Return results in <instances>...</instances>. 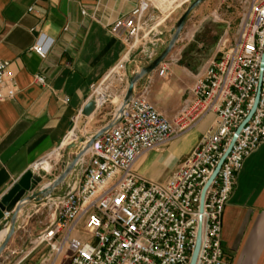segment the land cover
Segmentation results:
<instances>
[{
    "label": "built area",
    "instance_id": "obj_1",
    "mask_svg": "<svg viewBox=\"0 0 264 264\" xmlns=\"http://www.w3.org/2000/svg\"><path fill=\"white\" fill-rule=\"evenodd\" d=\"M195 1L140 0L111 26V34L128 47V52L99 82L90 85L89 100L95 103L96 114L118 98L109 122L115 124L78 162L73 174L83 171V178L73 185L67 180V191L61 195L55 192L34 208L36 215L43 208L49 210L40 219L42 230L32 242L35 247L51 248L53 257L46 264H190L200 229L196 264H227L224 211L245 160L264 143V0H240L233 40L225 39L220 56L194 77L172 119L150 102L149 77L147 84L136 85L132 99L124 104L131 56L139 57L142 68L152 62L158 48L167 44L168 26L173 27L182 17L174 21L175 15H183ZM52 44L42 37L32 51L45 58ZM179 61L177 56H168L156 69L157 76L168 78L171 67ZM34 81L45 85L42 76H35ZM258 92L256 110L206 190L201 212L202 192L236 130L253 109ZM16 93L9 63L0 60V103L14 99ZM209 115L215 116L213 123L165 182L148 180L135 171L145 154L165 147ZM81 116L73 119L72 129ZM70 133L58 148L32 166L34 175L44 177L48 165L58 164L56 159L64 156ZM10 218L11 213H5V228L10 227Z\"/></svg>",
    "mask_w": 264,
    "mask_h": 264
},
{
    "label": "crops",
    "instance_id": "obj_2",
    "mask_svg": "<svg viewBox=\"0 0 264 264\" xmlns=\"http://www.w3.org/2000/svg\"><path fill=\"white\" fill-rule=\"evenodd\" d=\"M139 1L0 0V60L9 63L17 86L15 98L0 103V199L36 162L62 144L73 119L89 101L90 85L99 82L127 55L128 47L113 37L110 28ZM204 12L201 7L190 20ZM181 16L176 14L174 21ZM203 25L199 23L198 28ZM171 31L172 27L165 40H169ZM42 37L53 43L45 58L32 51ZM191 41L181 49L188 60L181 65L187 67L192 83L184 89L171 79L172 87L165 90L168 106L159 107L169 119L181 108L194 77L220 51V47L201 46L207 59L201 63L195 58ZM131 60L134 68L129 77L142 68L137 55L133 54ZM172 72L175 76L179 73L176 68ZM37 75L44 77L45 85L34 81ZM214 119L209 115L165 147L145 154L135 171L148 180L165 182L195 149ZM62 172L39 177L40 186L48 185ZM64 187L55 195L63 194ZM36 217L33 208L0 257V264H34V250L26 246L34 240V227H39ZM223 248L227 264H264V143L245 160L237 175L223 215Z\"/></svg>",
    "mask_w": 264,
    "mask_h": 264
},
{
    "label": "rangeland",
    "instance_id": "obj_3",
    "mask_svg": "<svg viewBox=\"0 0 264 264\" xmlns=\"http://www.w3.org/2000/svg\"><path fill=\"white\" fill-rule=\"evenodd\" d=\"M188 6L186 7L188 8ZM239 6L240 0H207L198 8L200 9L201 7H204V13L206 14H196L192 20H189L179 39L181 41L176 44L175 48L170 53V55L177 56L181 60L171 67L168 78H159L155 70L149 76L142 79V82L140 81V86H143L144 84H147L148 77L151 79L149 100L161 114L163 113L159 110V107L162 106L164 108L165 106H168L170 100L169 97H167V95L165 94V90H167L170 86L172 87V84H170V80L174 79V81H176L181 86V88L184 89L192 83V78L190 77V73L188 72L187 67L181 65V63L186 64L185 60H187V56H184L182 54V47L187 44L189 40H192L191 46L194 50L195 58L201 63H205L207 59L201 52L200 47L204 46L208 49L216 47L217 50H219L220 47L221 50V48L223 47L221 43L225 39L228 38L230 42L233 40L239 24ZM183 9L185 11V8ZM178 21L175 22L173 27L168 26L167 31L170 30V27H172L173 29L177 25ZM201 22H204V25L202 29H199L198 26ZM165 47L166 45L164 47H161L158 50L156 56H158L159 53L165 49ZM219 56L220 51L217 53L216 57ZM142 64H144V62H142ZM133 68L134 63L128 64L127 72L131 73V70ZM175 68L179 71L177 76H175L172 72V70ZM119 101L120 100L118 98H115L112 104L108 103L107 105H105L100 111H98V113L94 115L93 118L88 117L87 119H85L83 117H80L79 119H77L75 125L78 124V130L76 131V135L79 139L78 141L85 140L87 137L90 138L98 130L109 124V122L111 121V115H113V113L117 109ZM71 145L73 144H68L66 150L62 152L64 156L56 159V162L58 164L56 166L52 165L51 170L48 171V174L56 176L60 171H62V169L64 170V168L67 166V162L70 163L73 160L76 153L69 150V147ZM85 161H88V157L85 158ZM83 175V171H76L74 174L72 173V175L67 180L69 184L73 185L75 182L81 180L83 178ZM64 188L65 191L68 190L66 186ZM48 213V208H43L41 213L37 215L35 222L39 227H34V240L41 232L40 230V232L37 233L39 228H42V225L39 224L40 219H44ZM35 222L34 225L36 226ZM4 229L5 227L4 225H2V228H0V232ZM26 247L34 250V264H46V260H49L51 259V257H53V252L47 245L35 247L34 245H32V243H27Z\"/></svg>",
    "mask_w": 264,
    "mask_h": 264
},
{
    "label": "water",
    "instance_id": "obj_4",
    "mask_svg": "<svg viewBox=\"0 0 264 264\" xmlns=\"http://www.w3.org/2000/svg\"><path fill=\"white\" fill-rule=\"evenodd\" d=\"M207 0H197L195 1L189 8L185 11L182 17L179 19L177 25L172 29L170 38L167 41L165 49L159 53V55L150 62L147 66L141 68L140 70L136 71L130 77L129 87L124 98V104H127L133 97L134 90L136 85L145 77L149 76L152 72H154L170 55L172 50L175 48L176 44L178 43L185 27L187 26L191 16L193 13L203 5ZM264 69V53L262 55L261 60V70ZM259 92L256 96L255 103L253 109L251 110L248 117L245 121L239 126L236 130V134L233 137L232 143L227 151V153L223 156L220 160L219 165L217 166L214 174L212 175L210 181L204 188L201 197V204H200V211H203L204 206V198L206 190L208 189L211 182L217 176L221 165L223 164L225 158L227 157L228 153L232 149V146L239 135L240 131L243 127L248 123V121L253 116L258 102ZM96 106L95 103L91 100L87 102L84 108L81 111V115L88 118L95 114ZM121 111V110H120ZM115 123L111 122L104 126L102 129L98 130L94 135H92L88 140H80L77 144H73L69 147L71 152H75V157L73 160L64 168L62 174L57 177L54 181L49 183L47 186H40L41 179L35 176L31 171H28L24 174L18 182H16L8 192L0 199V225L4 220L5 213H11V218L9 220L10 227L9 232L5 237V240L0 245V257L3 255L4 251L8 247L10 241L12 240L13 236L17 233V231L21 228L23 220L27 217L30 211L43 204L47 199L54 195L56 190L60 188L70 177L73 171L76 169L77 164L81 157L85 155L88 149L93 145V143L99 139L106 131L110 130ZM201 245V229L198 232L196 248L192 255L191 263L196 264L199 250Z\"/></svg>",
    "mask_w": 264,
    "mask_h": 264
},
{
    "label": "bare ground",
    "instance_id": "obj_5",
    "mask_svg": "<svg viewBox=\"0 0 264 264\" xmlns=\"http://www.w3.org/2000/svg\"><path fill=\"white\" fill-rule=\"evenodd\" d=\"M77 125H78V124H76V125L74 126V128L70 131L71 133H70L69 139H68V141H67V144H75L76 142H78L79 139H78V137H77V135H76V131L78 130ZM82 158H83V157H81L79 161H81ZM46 170H47V171H50V170H51V166L48 165V166L46 167ZM8 232H9V228H5V230H2V231L0 232V245H1V244L3 243V241L5 240V237H6V235L8 234Z\"/></svg>",
    "mask_w": 264,
    "mask_h": 264
}]
</instances>
